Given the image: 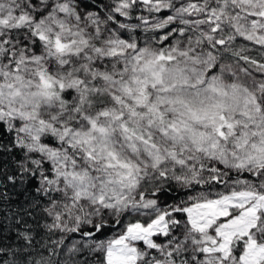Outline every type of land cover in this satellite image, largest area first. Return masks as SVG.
I'll list each match as a JSON object with an SVG mask.
<instances>
[{"label":"snow or ice","instance_id":"obj_1","mask_svg":"<svg viewBox=\"0 0 264 264\" xmlns=\"http://www.w3.org/2000/svg\"><path fill=\"white\" fill-rule=\"evenodd\" d=\"M0 264H264V0H0Z\"/></svg>","mask_w":264,"mask_h":264}]
</instances>
